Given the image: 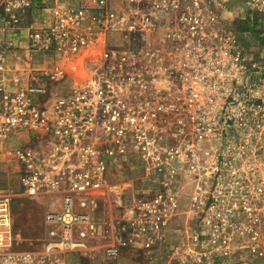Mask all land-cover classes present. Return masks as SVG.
I'll use <instances>...</instances> for the list:
<instances>
[{"label":"built area","instance_id":"2783aa9c","mask_svg":"<svg viewBox=\"0 0 264 264\" xmlns=\"http://www.w3.org/2000/svg\"><path fill=\"white\" fill-rule=\"evenodd\" d=\"M235 1L264 37V0H0V156L49 206L42 247L32 250L0 196V264H72L90 250L92 191L128 154L150 163L149 174H166L154 187L166 194L135 200L106 258L162 238L160 223L185 188L206 231L191 235L183 264L264 256V55L243 44L230 17ZM38 9L50 11L48 22L26 25ZM24 30L28 51L58 61L15 64ZM110 32L119 46H109ZM69 72L80 81L47 98L45 77Z\"/></svg>","mask_w":264,"mask_h":264},{"label":"rangeland","instance_id":"374dc122","mask_svg":"<svg viewBox=\"0 0 264 264\" xmlns=\"http://www.w3.org/2000/svg\"><path fill=\"white\" fill-rule=\"evenodd\" d=\"M78 1L81 0H73V2ZM231 10L232 23L237 30H240L238 21L243 20L247 15L245 6L241 1H235ZM40 11L41 9L32 10L27 14L24 23L27 25L28 22L40 18ZM254 28L253 31L240 30L241 39L243 44L253 47L255 51H258L257 53L264 55V37L260 34L262 30L256 24ZM24 32L25 30L22 40ZM107 37L109 46H119L118 35L110 32ZM83 56L85 58H82L83 61L80 62L82 65L87 66L92 63L87 53ZM13 57L15 64L30 63L34 68H49L58 61V56L52 52L42 55L28 51L25 45L17 46ZM101 59L98 57V61ZM78 79L73 77L71 72L57 82L45 77L44 83L48 86L49 92L51 91V93L48 92L47 98L52 97V92L55 94L57 90L66 92L73 81H78ZM40 142H43L44 145L46 141H32L33 145H38ZM147 168H150V163H146L144 159L133 154L113 159L100 188L92 191L95 196L93 214L97 227L95 238L90 242V250L69 257L72 264H183L182 258L185 255V249L193 245L190 242L191 235L201 230L206 231L205 227L201 226L199 217L192 210L190 205L192 189L188 188L181 190L173 216L169 220L167 219L168 221L164 220L160 223L162 238L155 240L145 237L143 240L145 247H127L117 259H108L103 255L105 245L120 242L123 236L120 228L122 220L132 213L137 198L146 199L152 198L157 193L160 196L166 194V190L154 189L156 181L166 177V174H157L156 177L149 174ZM180 182L185 185L186 179L181 176ZM0 196L10 198L13 229L20 235L24 246L32 250L41 249V241L46 231L44 213L49 207L48 198L27 193L18 181L15 161L6 156H0ZM138 249H143L141 255ZM242 254V257L245 258L241 264H264V256L251 259L246 257V253Z\"/></svg>","mask_w":264,"mask_h":264},{"label":"crops","instance_id":"0c3cea01","mask_svg":"<svg viewBox=\"0 0 264 264\" xmlns=\"http://www.w3.org/2000/svg\"><path fill=\"white\" fill-rule=\"evenodd\" d=\"M79 2V1H78ZM78 2H75L76 3V5H78L79 3ZM94 2V1H93ZM40 18H38V19H34V21H33V23H36V24H39L40 23V21H46V22H48V19H49V16H50V11L49 10H41L40 11ZM25 41H26V31L24 32V38H23V40L21 41V46L22 45H25ZM144 247V246H143ZM139 250V249H138ZM142 251H143V249H141V250H139V254L141 255L142 254Z\"/></svg>","mask_w":264,"mask_h":264},{"label":"trees","instance_id":"16d2710c","mask_svg":"<svg viewBox=\"0 0 264 264\" xmlns=\"http://www.w3.org/2000/svg\"><path fill=\"white\" fill-rule=\"evenodd\" d=\"M256 24V21L250 20L249 18H244L243 20L238 21V28H240V30L243 31H247V30H255L254 26Z\"/></svg>","mask_w":264,"mask_h":264}]
</instances>
